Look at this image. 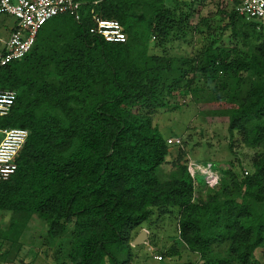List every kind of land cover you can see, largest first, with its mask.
I'll return each mask as SVG.
<instances>
[{"label": "trees", "instance_id": "16d2710c", "mask_svg": "<svg viewBox=\"0 0 264 264\" xmlns=\"http://www.w3.org/2000/svg\"><path fill=\"white\" fill-rule=\"evenodd\" d=\"M77 1L80 21L53 17L23 58L0 69V90L17 92L0 128L29 132L15 173L0 182V212L10 218L0 225V243H10L0 261L17 257L36 216L50 239L68 238L59 264H119L112 246L131 243L155 211L178 208L179 239L201 264H264L255 256L259 249L264 260V22L244 19L240 0H226L217 15L231 45L222 32L209 33L197 55L182 54L175 46L193 42L207 23L186 1ZM94 18L119 21L126 41L90 33ZM198 74L210 83L225 78L213 86L224 94L209 114L255 151L250 171L229 161L203 190L188 171L187 141L172 148L152 123L174 92L194 91ZM167 249L162 258L178 253Z\"/></svg>", "mask_w": 264, "mask_h": 264}, {"label": "rangeland", "instance_id": "374dc122", "mask_svg": "<svg viewBox=\"0 0 264 264\" xmlns=\"http://www.w3.org/2000/svg\"><path fill=\"white\" fill-rule=\"evenodd\" d=\"M186 1L200 17H205L207 23L205 26L196 27L193 34V42L190 44L180 42L175 47L179 53H189L197 55L199 50L208 44L210 39L209 33H223L222 43L230 46L231 29H223L226 20L219 18L217 15L218 8L225 5L226 0H178ZM199 16V15H198ZM52 19V20H51ZM50 19L51 23L54 21ZM14 23V18L9 15L0 14V53L4 41L9 36L8 28ZM264 24V23H263ZM204 34L202 35L201 32ZM264 31V30H263ZM206 34V35H205ZM240 51H243L241 41L234 40ZM152 52H158L155 48ZM225 78L221 75L215 83H210L199 74L194 80L191 93L185 90L176 91L168 97V106L156 110L153 113L152 123L156 125L166 141L169 138H179L181 144L187 141L184 146L190 158L201 162L205 167L211 170L219 171L221 174L228 166L229 161H233L236 171L241 173L242 168L250 171V159L254 154V149L241 145L237 133L229 136L227 123L220 118H213L209 114L210 108L213 107V101L224 92L214 84H223ZM195 93V94H194ZM1 136V135H0ZM168 142V141H167ZM169 144V143H168ZM180 144V145H181ZM175 148L174 145L171 146ZM168 171L166 165L158 168L157 173L161 179L167 178L165 175ZM207 176L196 175V180L203 190L204 180ZM172 212L165 215L156 213L152 216L153 222L150 226L143 223L134 240L129 243H121L118 246L111 247L112 252L117 256L119 264H201L197 254L190 252L181 242L177 232V211L178 208H172ZM9 213L0 212V225L5 228L9 223ZM150 221V222H151ZM145 232L143 236L142 233ZM20 247L17 257L12 261H0V264H59L66 260L65 251L67 250V237L50 239L43 224L36 216L28 223L27 228L22 232L19 238ZM10 247L9 242L0 243V253ZM177 248L178 253L173 256H164L162 260H157L156 255L160 252L168 251L167 248ZM160 251V252H158ZM15 255V253H14ZM256 258L264 263L261 257V251H255ZM23 260V262H22ZM199 262V263H198ZM106 264H110L106 262Z\"/></svg>", "mask_w": 264, "mask_h": 264}, {"label": "built area", "instance_id": "2783aa9c", "mask_svg": "<svg viewBox=\"0 0 264 264\" xmlns=\"http://www.w3.org/2000/svg\"><path fill=\"white\" fill-rule=\"evenodd\" d=\"M81 2L77 0H0V14L14 18L15 25L3 43L0 53V69L6 64L23 58L34 45L37 33L51 18L68 14L80 21ZM236 13L246 20L264 22V0H240ZM94 26L89 29L93 35L106 42L123 43L126 34L119 21L94 18ZM17 98L15 90H0V117L7 116ZM28 130L21 127L0 128V182L7 181L16 171L17 156L28 137ZM169 145H179V138H169ZM188 171L192 178L207 176L204 184L216 185L221 177L219 171L205 167L201 162L189 158ZM161 260V255H156Z\"/></svg>", "mask_w": 264, "mask_h": 264}, {"label": "crops", "instance_id": "0c3cea01", "mask_svg": "<svg viewBox=\"0 0 264 264\" xmlns=\"http://www.w3.org/2000/svg\"><path fill=\"white\" fill-rule=\"evenodd\" d=\"M14 25H15V21H14V23L11 25V27H9V28L7 29L9 33H10L11 29L14 27ZM158 252H160V251H158ZM160 254H161V252H160ZM161 260H162V259H161Z\"/></svg>", "mask_w": 264, "mask_h": 264}, {"label": "water", "instance_id": "95a60500", "mask_svg": "<svg viewBox=\"0 0 264 264\" xmlns=\"http://www.w3.org/2000/svg\"><path fill=\"white\" fill-rule=\"evenodd\" d=\"M142 235H143V236L145 235V232H144V231H143ZM140 239H141V238H139V240H138L137 238H135V241H136L135 243H140V241L142 240V239H141V240H140Z\"/></svg>", "mask_w": 264, "mask_h": 264}]
</instances>
